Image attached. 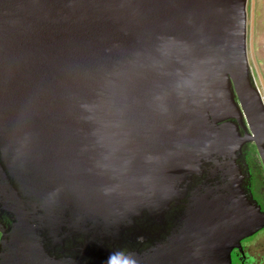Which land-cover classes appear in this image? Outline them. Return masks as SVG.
<instances>
[{
    "label": "water",
    "instance_id": "obj_1",
    "mask_svg": "<svg viewBox=\"0 0 264 264\" xmlns=\"http://www.w3.org/2000/svg\"><path fill=\"white\" fill-rule=\"evenodd\" d=\"M243 0H0V264H231L264 228Z\"/></svg>",
    "mask_w": 264,
    "mask_h": 264
},
{
    "label": "flooded vegetation",
    "instance_id": "obj_2",
    "mask_svg": "<svg viewBox=\"0 0 264 264\" xmlns=\"http://www.w3.org/2000/svg\"><path fill=\"white\" fill-rule=\"evenodd\" d=\"M250 192L264 212V170L253 145L243 149ZM231 264H264V228L239 242L230 251Z\"/></svg>",
    "mask_w": 264,
    "mask_h": 264
},
{
    "label": "rangeland",
    "instance_id": "obj_3",
    "mask_svg": "<svg viewBox=\"0 0 264 264\" xmlns=\"http://www.w3.org/2000/svg\"><path fill=\"white\" fill-rule=\"evenodd\" d=\"M264 0H247L246 53L258 91L264 93Z\"/></svg>",
    "mask_w": 264,
    "mask_h": 264
},
{
    "label": "crops",
    "instance_id": "obj_4",
    "mask_svg": "<svg viewBox=\"0 0 264 264\" xmlns=\"http://www.w3.org/2000/svg\"><path fill=\"white\" fill-rule=\"evenodd\" d=\"M263 9H264V5H263ZM263 83H264V80L262 81ZM261 94V93H260ZM261 96H262V94H261ZM263 98H264V93H263V96H262Z\"/></svg>",
    "mask_w": 264,
    "mask_h": 264
},
{
    "label": "snow or ice",
    "instance_id": "obj_5",
    "mask_svg": "<svg viewBox=\"0 0 264 264\" xmlns=\"http://www.w3.org/2000/svg\"><path fill=\"white\" fill-rule=\"evenodd\" d=\"M243 0H241V7H242Z\"/></svg>",
    "mask_w": 264,
    "mask_h": 264
}]
</instances>
